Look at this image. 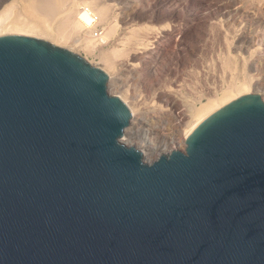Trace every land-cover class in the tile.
Wrapping results in <instances>:
<instances>
[{
    "label": "water",
    "instance_id": "obj_1",
    "mask_svg": "<svg viewBox=\"0 0 264 264\" xmlns=\"http://www.w3.org/2000/svg\"><path fill=\"white\" fill-rule=\"evenodd\" d=\"M108 81L67 48L0 35V264H264V98L146 162Z\"/></svg>",
    "mask_w": 264,
    "mask_h": 264
},
{
    "label": "rangeland",
    "instance_id": "obj_2",
    "mask_svg": "<svg viewBox=\"0 0 264 264\" xmlns=\"http://www.w3.org/2000/svg\"><path fill=\"white\" fill-rule=\"evenodd\" d=\"M11 1L12 0H5L0 6V10L4 7V5L9 4ZM109 1L110 0H103V2L109 5V8L111 7L112 11H110L113 23L118 27V29H116L117 27H115V33L111 37L110 41H98L92 49L87 46V43L84 40L75 42V39L78 38L79 34L76 32L73 33L65 26L63 27V31L65 30L67 41L61 42L62 44H60V42L54 43L55 41L50 38L46 39L45 37L37 36L36 38H40L52 44L67 48L84 57L93 65L102 68L103 70H105V72H107L108 75L110 74L109 76L118 78V80L122 79L120 82L116 80V82H112L113 84L108 83V91L112 95H121L120 97L123 96L125 100L123 98L122 99L124 101L127 100L126 103H136V105L138 104L137 107L139 108V110H137L136 112V117L144 116L147 118V124L144 125L145 127H150V125L162 123V120L165 118L166 114L170 112L168 111V109L170 108L169 96L173 98L176 96L175 98L177 99V101L181 102V104L179 103V110L186 111L188 110V108L195 109L196 107L200 106L201 103H205L209 97L219 95L223 91L222 88L226 89V87L231 85L233 81L240 82L239 80L242 77V79H251L254 77V79H251L252 82H255L256 79H261L264 81V70L262 72V69H264V56L260 55V53L264 54V45L261 44L262 40H260V46L262 45V48L259 46V38L263 39L264 37V0ZM124 1H129V3L125 5L123 4L125 3ZM71 3L72 0H61V5H64L61 8V11H66ZM252 7H254V9ZM235 8H240V12L239 9H237L238 11L235 12V14L233 11L231 13L227 11ZM256 8H258V11ZM260 8L261 10H259ZM248 12H251L250 15ZM228 14L230 15V17ZM52 20H54V18H52ZM58 21L53 22L55 23V26L58 25ZM260 29L261 31L263 29V31L260 32ZM231 30H235L237 34L235 32H231ZM226 31L230 34V36ZM247 31H249L250 33L252 31L253 33L249 34V32ZM134 32L137 36L132 35ZM254 32L257 33L255 34ZM258 32H260L262 36H259L260 33ZM221 33L224 34L222 35ZM225 33L228 34L229 40L227 38L228 36L225 35ZM245 34L249 36L252 35L253 37L251 38H255L254 40L256 41H253L255 43L258 42L256 44H258V46L260 47L259 48L257 45H253L255 43L252 42L253 49L251 50H253L254 53H252L251 51V56H248V53H244V50H242L243 48L237 51L238 43H236L235 45V41L239 42L238 39ZM223 36H225L226 38L224 37L223 39ZM257 36H259V38ZM233 38L235 41L233 40ZM225 40L228 41L226 42ZM141 44H144L143 47ZM235 48L237 52H231L233 50L235 51ZM114 49H118L119 52L113 53ZM158 49H163V53H160V63L158 62L157 64L160 65H156V71L150 72L152 71H149L150 60L152 58L150 57L149 60L145 59L147 62L145 60L143 61L144 55L154 56V53L156 54V51H158ZM255 50H258L257 53L255 52ZM239 52L240 54H243H241V56H237L240 55L237 54ZM223 54L225 56H223ZM255 55L256 57H254ZM225 61L229 63L224 64ZM258 61L260 64L258 63ZM261 61L263 66H261ZM254 65H256V67L257 65L260 66L257 67V70H253L252 66ZM245 74L247 77L245 76ZM167 87L169 88V90L166 89ZM263 92L264 90L259 92V95L261 97L264 96ZM179 118H181V121L183 122H174V130H180L184 128L186 125L185 123H187V120L189 121L190 119V117L188 116H185L184 118L183 116H181ZM173 127L168 125L167 128L169 130H172ZM127 134H125L124 132L122 136L123 140L121 141H124L123 143L125 144L126 140V145L132 144V146L137 147L144 154L143 148L139 147L138 143L130 139L129 133ZM179 137L182 140V136L179 135ZM159 138L160 136H158L155 140ZM182 142H176L173 148L169 145L167 150H165V152L163 153H169L174 149L184 150L185 144L183 145ZM145 161L149 162V159H145Z\"/></svg>",
    "mask_w": 264,
    "mask_h": 264
},
{
    "label": "bare ground",
    "instance_id": "obj_3",
    "mask_svg": "<svg viewBox=\"0 0 264 264\" xmlns=\"http://www.w3.org/2000/svg\"><path fill=\"white\" fill-rule=\"evenodd\" d=\"M5 0H0V6L3 4ZM9 1V0H8ZM111 1V0H110ZM109 1V2H110ZM131 1V0H130ZM257 1V0H256ZM123 2V0H122ZM125 5L129 3V1H124ZM248 2V1H247ZM252 2V1H251ZM262 2V1H261ZM259 2V3H261ZM9 3V2H8ZM116 4V3H115ZM215 4V3H214ZM250 4V3H249ZM210 5V4H209ZM264 5V4H263ZM262 5V6H263ZM64 5H61V0H12L9 4L4 5L3 8L0 10V35L3 34H20V35H28V36H34V37H45L46 39L50 38L53 41L65 42L67 41L65 30L63 31V27H67L69 30H71L73 33L76 32L79 34L78 38L75 39V42H79L80 40H84L87 43V46L89 48H92L95 46V44L99 42H107L110 41L111 37L115 33V27H117L113 23L112 15H111V7L109 8V5L107 3L103 2V0H72L71 5L67 8L66 11H61V8ZM120 6V5H119ZM145 6V5H144ZM155 6V5H154ZM129 7V6H128ZM207 7V6H206ZM225 7V6H224ZM244 7V6H243ZM247 7V6H246ZM147 8V7H146ZM228 8V7H227ZM254 9V7H252ZM262 8V7H261ZM261 8L259 10H261ZM126 9V8H125ZM217 9V8H216ZM240 8H235L231 10H227L228 12H237ZM258 11V8H256ZM76 10V11H75ZM111 10V11H110ZM219 10V9H218ZM244 10V9H243ZM246 10V9H245ZM197 11V10H196ZM216 11V10H215ZM222 11V10H221ZM249 11V10H248ZM252 11V10H251ZM245 12V11H244ZM254 12V11H253ZM126 13V12H125ZM243 13V12H242ZM241 13V14H242ZM247 13V12H246ZM249 13V12H248ZM251 13V12H250ZM249 13V15H250ZM122 14V13H121ZM128 14V13H127ZM125 14V15H127ZM139 14V13H138ZM137 14V15H138ZM223 14V13H222ZM221 14V15H222ZM202 15V14H201ZM220 15V16H221ZM229 15V14H228ZM247 15V14H246ZM258 15V14H257ZM155 16V15H154ZM224 16V15H223ZM256 16V15H255ZM159 17V16H158ZM230 17V15H229ZM238 17V16H237ZM241 17V16H240ZM247 17V16H246ZM262 17V16H261ZM54 18V20H52ZM245 18V17H244ZM255 18V17H254ZM261 19V18H259ZM52 20V21H51ZM59 20V21H58ZM228 20V19H227ZM54 21H58V25L55 26L53 23ZM264 21V20H263ZM191 22V21H190ZM226 22V21H225ZM251 22V21H250ZM257 22V18H256ZM260 22V21H259ZM125 23V22H124ZM262 23V22H261ZM117 24V23H116ZM121 24V23H120ZM136 25V24H135ZM236 25V24H235ZM234 25V26H235ZM258 25V24H257ZM119 26V25H118ZM237 26V25H236ZM166 27V26H163ZM191 27V26H190ZM256 27V26H255ZM254 27V28H255ZM120 28V27H119ZM226 28V27H225ZM229 28V27H228ZM227 28V31H228ZM231 28V27H230ZM235 28V27H234ZM118 29V27L116 28ZM224 29V28H223ZM252 29V28H251ZM259 29V28H258ZM238 30V29H237ZM243 30V29H242ZM245 30V29H244ZM154 31V30H153ZM196 31V30H195ZM226 31V32H227ZM241 31V30H240ZM246 31V30H245ZM258 31V30H256ZM260 32L261 29L259 30ZM117 32V31H116ZM184 32V31H183ZM223 32V30H222ZM230 32V29H229ZM231 32H235V30H231ZM242 32V31H241ZM249 32V31H247ZM258 32V33H260ZM152 33V32H151ZM154 33V32H153ZM188 33V32H187ZM228 33V32H227ZM236 33V32H235ZM251 33H253L251 31ZM249 32V34H251ZM255 33V32H254ZM257 33V32H256ZM255 33V34H256ZM181 34V33H180ZM222 34V33H221ZM224 34V33H223ZM222 34V35H223ZM229 34V33H228ZM228 34L225 33V35L228 36ZM237 34V33H236ZM135 35V32L132 34ZM156 35V34H154ZM220 35V34H219ZM233 35V34H232ZM231 35V37H232ZM239 35V32H238ZM242 35L238 40L237 51L238 50H244V53H248V56L253 52L252 48V42L256 41L252 39V35ZM259 35V34H257ZM184 36V35H183ZM186 36V35H185ZM230 36V34H229ZM229 36L227 37L229 40ZM236 36V35H235ZM249 36V37H248ZM259 36H262L261 33ZM259 36H257L259 38ZM146 37V36H145ZM221 37V36H220ZM225 36L222 38L224 39ZM230 37V38H231ZM256 37V35H255ZM128 38V37H127ZM226 38V37H225ZM184 39V38H183ZM222 40V39H221ZM228 40H225L226 42ZM254 40V41H253ZM260 40H262V43L264 45V37L259 38V46H260ZM147 41V40H146ZM151 41V40H150ZM258 41V40H257ZM124 42V41H123ZM142 42V41H141ZM143 43V42H142ZM255 43V42H254ZM258 43V42H256ZM253 44L257 45L258 44ZM152 44V43H151ZM233 44V41H232ZM245 44V45H244ZM140 45V44H139ZM142 47L144 44H141ZM146 45V44H145ZM165 45V44H164ZM117 46V45H116ZM138 46V45H137ZM258 46V47H259ZM262 46V45H261ZM260 46V47H261ZM126 47V46H125ZM146 47V46H145ZM144 47V48H145ZM152 47V46H151ZM166 47V46H165ZM225 47V46H224ZM223 47V48H224ZM235 47V46H233ZM254 47V46H253ZM257 47V48H258ZM259 47V48H260ZM264 47V46H263ZM147 48V47H146ZM162 48V47H161ZM168 48V47H167ZM166 48V49H167ZM232 48V47H231ZM230 48V49H231ZM245 48V49H244ZM256 48V47H255ZM262 48V47H261ZM119 49V48H118ZM114 49L113 53H118L119 50ZM157 49V48H156ZM165 49V48H164ZM229 49V48H228ZM225 50V49H224ZM264 50V48H263ZM134 51V50H133ZM141 51V50H140ZM151 51V50H150ZM163 49H158L156 51L157 53H154V56H145L143 58V61L145 59H148L151 57L150 60V72L156 71V65L159 62L160 53ZM236 48L235 51L231 52H237ZM252 51V53H251ZM258 51V50H257ZM255 50V52L257 53ZM260 51V50H259ZM222 52V51H221ZM262 52V51H261ZM260 53V52H259ZM258 53V54H259ZM145 54V53H144ZM231 54V53H230ZM236 54V53H235ZM237 54H240L237 53ZM243 54V53H241ZM237 55V56H241ZM106 55V54H105ZM131 55V54H130ZM143 55V54H142ZM162 55V54H161ZM250 55V56H251ZM260 55L264 56L263 53H260ZM259 55V56H260ZM163 56V55H162ZM222 56V55H221ZM223 56H225L223 54ZM227 56V54H226ZM132 57V56H131ZM130 57V58H131ZM134 57V56H133ZM137 57V56H136ZM165 57V56H164ZM256 57V55L254 56ZM135 58V57H134ZM141 58V57H140ZM139 58V59H140ZM244 58V57H243ZM242 58V59H243ZM247 58V57H246ZM249 58V57H248ZM258 58V56H257ZM142 59V58H141ZM223 59V58H222ZM253 59V57H252ZM260 59V58H259ZM262 59V58H261ZM264 59V57H263ZM129 60V59H128ZM134 60V59H133ZM132 60V61H133ZM136 60V59H135ZM138 60V59H137ZM244 60V59H243ZM249 60V59H248ZM257 60V59H255ZM130 61V60H129ZM146 61V60H145ZM245 61V60H244ZM142 62V61H141ZM147 62V61H146ZM160 63V62H159ZM229 62L225 61L224 64H227ZM232 63V62H231ZM235 63V62H234ZM256 63V62H255ZM259 63V61H258ZM264 63V62H263ZM137 64V63H136ZM141 64V63H140ZM149 64V63H147ZM245 64V63H244ZM260 64V63H259ZM262 64V61H261ZM132 65V64H131ZM144 65V62H143ZM160 65V64H159ZM157 65V66H159ZM119 66V65H118ZM260 65H257V67ZM263 66V64L261 65ZM148 67V66H146ZM161 67V66H160ZM201 67V66H200ZM226 67V66H225ZM224 67V68H225ZM251 67V66H250ZM253 70H257L256 65L252 66ZM251 67V68H252ZM264 67V66H263ZM141 68V67H140ZM260 69V68H259ZM264 69H262L263 72ZM203 71V70H202ZM259 71V70H258ZM198 72V71H197ZM254 72V71H253ZM252 72V73H253ZM109 73V72H108ZM256 73V72H254ZM264 73V72H263ZM257 74V73H256ZM110 75V74H109ZM253 75V74H252ZM255 75V74H254ZM262 75V74H261ZM246 76V74H245ZM257 76V75H256ZM260 76V75H259ZM119 77V76H118ZM247 77V76H246ZM263 77V76H262ZM185 78V77H184ZM241 78V77H240ZM243 78V77H242ZM241 78V79H242ZM257 78V77H256ZM255 78V79H256ZM260 78V77H259ZM200 79V78H199ZM238 81H233L231 85L226 87V89L222 88V92L219 95H214L212 97H209L208 100L205 103H201L200 106L196 107L195 109H189L186 111L179 110V103L177 99L174 97L167 98L169 99V105L170 108L168 111H170L168 114H166L165 118L162 120L161 124H153L150 125V127H145L144 125L147 124V118L144 116L136 117V112L139 110L136 103L130 104L127 103L131 113V123L130 125L125 129V134L129 133L130 139L138 143L139 147H142L144 150V157L146 160L149 159V162L151 160H155L158 158L161 154H165V150H167L168 146L170 145L172 148L176 142L185 144V138L186 136L193 130V128L199 124L204 118H206L208 115L213 113L214 111L218 110L222 106L230 103L232 100H234L237 97H240L246 93L250 94H260L262 90H264V81L261 79H256L255 82H252L251 79H242ZM121 81L118 80V78H113V76H109L108 83L111 84L113 81L116 82ZM184 81V80H183ZM254 81V80H253ZM123 83V82H122ZM196 83V82H195ZM113 84V83H112ZM116 84V83H115ZM167 84V83H166ZM229 84V83H228ZM116 86V85H115ZM110 89V87H109ZM165 89V88H164ZM166 89L169 90L167 87ZM172 90V89H170ZM174 91V90H173ZM167 93V92H165ZM164 93V94H165ZM176 93V92H175ZM264 93V92H263ZM124 94V93H123ZM122 94V95H123ZM170 94V93H169ZM174 95V94H173ZM172 95V96H173ZM121 96V95H120ZM125 96V95H124ZM182 96V95H181ZM183 97V96H182ZM185 97V96H184ZM264 97V96H263ZM123 98V96L121 97ZM124 99V98H123ZM125 100V99H124ZM129 101V100H128ZM133 101V100H132ZM180 101V100H179ZM127 102V100L125 101ZM185 105V104H184ZM182 106V105H181ZM143 107V106H142ZM151 107V106H150ZM193 107V106H192ZM141 108V107H140ZM156 108V107H155ZM164 109V108H163ZM162 109V110H163ZM182 109V108H181ZM141 110V109H140ZM160 110V109H159ZM161 112V111H160ZM142 115V114H141ZM163 116V117H164ZM183 116V118L186 116L190 117L189 121L187 120V123H185V127L180 130H174V122H179L182 119L179 118ZM157 119V118H156ZM188 119V118H187ZM176 120V121H175ZM156 121V120H155ZM183 122V121H181ZM149 123V122H148ZM157 123V122H156ZM180 123V122H179ZM168 125L172 126L173 129L169 130L167 127ZM181 125V124H180ZM167 126V127H165ZM176 126V125H175ZM128 135V134H127ZM180 136H182V140L180 139ZM158 136H160L159 139L155 140ZM123 140V138L121 139ZM124 142V141H123ZM127 143V141L125 140ZM125 143V144H126ZM132 145V144H130Z\"/></svg>",
    "mask_w": 264,
    "mask_h": 264
},
{
    "label": "built area",
    "instance_id": "obj_4",
    "mask_svg": "<svg viewBox=\"0 0 264 264\" xmlns=\"http://www.w3.org/2000/svg\"><path fill=\"white\" fill-rule=\"evenodd\" d=\"M150 162H152V161H150Z\"/></svg>",
    "mask_w": 264,
    "mask_h": 264
}]
</instances>
